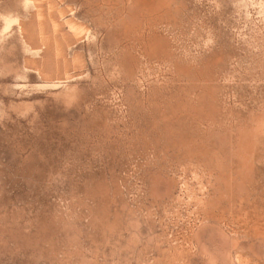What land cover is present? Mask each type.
I'll use <instances>...</instances> for the list:
<instances>
[{"label": "rangeland", "instance_id": "obj_1", "mask_svg": "<svg viewBox=\"0 0 264 264\" xmlns=\"http://www.w3.org/2000/svg\"><path fill=\"white\" fill-rule=\"evenodd\" d=\"M0 264H264V0H0Z\"/></svg>", "mask_w": 264, "mask_h": 264}]
</instances>
